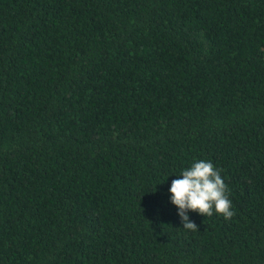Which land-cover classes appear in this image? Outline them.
<instances>
[{
	"label": "trees",
	"instance_id": "trees-1",
	"mask_svg": "<svg viewBox=\"0 0 264 264\" xmlns=\"http://www.w3.org/2000/svg\"><path fill=\"white\" fill-rule=\"evenodd\" d=\"M0 264H264V0H0Z\"/></svg>",
	"mask_w": 264,
	"mask_h": 264
},
{
	"label": "clouds",
	"instance_id": "clouds-1",
	"mask_svg": "<svg viewBox=\"0 0 264 264\" xmlns=\"http://www.w3.org/2000/svg\"><path fill=\"white\" fill-rule=\"evenodd\" d=\"M178 177L172 180L168 191L171 203L179 209L182 228L193 232L198 230L197 225L189 221V210L205 217H211L215 211L225 220L235 215L231 210L232 202L226 195L227 186L220 171L210 161L194 162Z\"/></svg>",
	"mask_w": 264,
	"mask_h": 264
}]
</instances>
